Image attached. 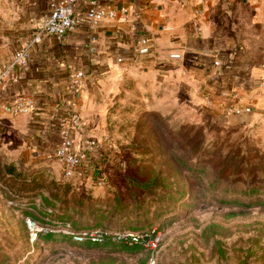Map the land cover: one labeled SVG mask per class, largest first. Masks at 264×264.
<instances>
[{
    "label": "rangeland",
    "instance_id": "374dc122",
    "mask_svg": "<svg viewBox=\"0 0 264 264\" xmlns=\"http://www.w3.org/2000/svg\"><path fill=\"white\" fill-rule=\"evenodd\" d=\"M232 26L221 62L228 83L215 90L207 75L170 68L115 76L103 89L95 153L75 179L39 161L28 134L0 125V264H264V72L248 64L243 28ZM228 88L251 113L224 116L217 93ZM155 175L164 185L154 196L131 183ZM22 181L39 194L10 189ZM250 188L260 199L247 197ZM233 199L239 204L222 203ZM26 220L57 241L34 240ZM61 222L140 236L142 251L121 252L111 239L76 244Z\"/></svg>",
    "mask_w": 264,
    "mask_h": 264
},
{
    "label": "crops",
    "instance_id": "0c3cea01",
    "mask_svg": "<svg viewBox=\"0 0 264 264\" xmlns=\"http://www.w3.org/2000/svg\"><path fill=\"white\" fill-rule=\"evenodd\" d=\"M90 1L78 0L76 10L80 20ZM47 2L0 0V69L46 19ZM98 2L106 8L126 9V22H105L91 28L79 23L61 42L44 39L31 48L28 64L17 69L15 79L0 87V125L28 134L35 150L33 155L39 161H53L65 125L76 127L73 131L76 140L97 139L94 129L101 122L106 103L103 89L115 76H123L127 68L132 67V74L139 69L162 73L160 69L170 68L176 75L193 73L197 80L207 75L213 89L222 84L217 82L211 62L220 57L224 63L230 56L231 29L237 20L243 28L246 61L260 65V72H264V0ZM142 36L153 43L151 56L136 53ZM172 54L180 58L172 60L169 58ZM79 71L84 74L83 87L72 100L68 81ZM20 96L35 101L32 113L12 117L1 109Z\"/></svg>",
    "mask_w": 264,
    "mask_h": 264
},
{
    "label": "built area",
    "instance_id": "2783aa9c",
    "mask_svg": "<svg viewBox=\"0 0 264 264\" xmlns=\"http://www.w3.org/2000/svg\"><path fill=\"white\" fill-rule=\"evenodd\" d=\"M78 0H48V15L46 19L35 29L31 38L17 50L11 60L3 68L0 69V87L7 82L13 81L16 77L17 69L23 68L28 64L30 50L33 46L39 45L44 39H54L61 42L63 38L71 31L75 30L78 24L91 28L97 27L105 22L123 24L126 22V9L119 11L112 8H106L99 4L98 0H91L84 11L83 19H79L77 15ZM154 48L150 38L142 36L136 45V53L142 57H148L153 54ZM172 60L180 58L177 54L169 56ZM211 66L215 69L214 76L221 85H226L227 77L223 73L225 70L222 67L221 61L214 59ZM83 72L79 71L73 74L68 81L71 99L78 97L83 87ZM245 82V81H244ZM243 82V83H244ZM246 85V83H244ZM219 94L223 99L224 116H236L242 113H251L252 106L242 102L239 91L226 89L220 91ZM216 92L209 91L207 96L214 97ZM35 101L32 98L25 96L18 97L11 104L1 107V109L12 117L30 114L35 110ZM72 125H65L62 129L61 139L58 146L53 152L52 159L60 169L61 176L64 180H72L81 175V168L89 163L92 154L95 153L97 142L91 138L75 139L73 136L74 128ZM29 230L36 239V234L43 230L39 225L30 220H26ZM62 232L68 234L71 240L76 244L93 243L102 244L107 239L114 242H123L129 245L138 244L144 241V238L133 234H115L111 235L105 231H81L75 232L70 224H64L60 227Z\"/></svg>",
    "mask_w": 264,
    "mask_h": 264
},
{
    "label": "trees",
    "instance_id": "16d2710c",
    "mask_svg": "<svg viewBox=\"0 0 264 264\" xmlns=\"http://www.w3.org/2000/svg\"><path fill=\"white\" fill-rule=\"evenodd\" d=\"M135 182L139 183L137 185H140L141 189H143L147 193H150L153 196L155 195V192H154L155 189L157 187H160L162 189V187L164 185L163 181L161 179H159V177L157 175L153 176L149 180H144L142 182H138V181H134V180L131 181V183L133 185L135 184ZM209 186L211 187V185H209ZM130 187H132V186H130ZM10 189H12L16 193L19 191L27 192V193H29L28 195H37V194H39L38 191H40L39 188L34 183L26 184V182H24V181H22L21 184H18V186H10ZM247 192H248L247 197H249V198L255 197L257 199H260V198H258L259 194H258V190L256 188H250L249 190H247ZM41 200L43 202H45V201L47 202V200L46 199L44 200L43 197L41 198ZM222 203L227 204V205L228 204H231V205L239 204L238 200H236V199H233L231 201H227V200L224 201L223 200ZM252 205H253L252 203L248 204V206H252ZM60 224H66V223L61 222ZM36 237L37 238L39 237L42 241H44L46 243H54L57 241L54 238V235L52 234V232H47L45 235H42V231H40L36 234ZM104 243H106V241ZM120 243H121V248H120L121 252L138 253V252L142 251L144 241H140L138 244H133V245H129V244L123 243V242H120ZM82 244H84V243H82ZM140 264H144V262H141Z\"/></svg>",
    "mask_w": 264,
    "mask_h": 264
}]
</instances>
